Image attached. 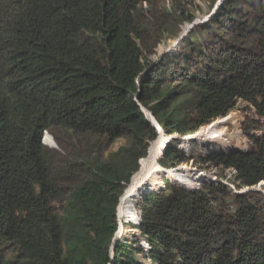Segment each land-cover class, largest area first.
Wrapping results in <instances>:
<instances>
[{
  "label": "trees",
  "instance_id": "obj_1",
  "mask_svg": "<svg viewBox=\"0 0 264 264\" xmlns=\"http://www.w3.org/2000/svg\"><path fill=\"white\" fill-rule=\"evenodd\" d=\"M218 2L0 0V264H264L255 136L230 158L167 144L154 165L193 161L214 181L148 186L123 223L140 236L115 241L158 139L143 110L164 137L216 129L202 150L225 154L246 149L227 117L240 102L264 119V0Z\"/></svg>",
  "mask_w": 264,
  "mask_h": 264
},
{
  "label": "rangeland",
  "instance_id": "obj_2",
  "mask_svg": "<svg viewBox=\"0 0 264 264\" xmlns=\"http://www.w3.org/2000/svg\"><path fill=\"white\" fill-rule=\"evenodd\" d=\"M201 19H203V17H201L199 20H201ZM188 27H189V25L187 26V28ZM174 42L175 41L171 42V47H167V49H165V47H161L160 48V52H164L166 50L171 49L173 46H175ZM230 116H233V118L235 119L236 123L234 125L230 124L229 125V130H231V131H239L241 133V135H242V138H243L242 141L247 143L246 149H243V150H248V152L253 150V152H254V149L256 148L255 146L257 145V142L254 139H251V136H255L256 140L258 142L259 141L262 142V140L264 139V119L256 114L255 109L251 105H249L247 103H243V102H240L238 104L237 108L234 111H232L227 117H230ZM227 117H225V118H227ZM206 127H204V128H206ZM204 128H202L199 132H201ZM203 133H206L209 136H211L210 133H213V132H209V131L203 130ZM218 138H219V141H221V136H220L219 133H218ZM190 141L186 142L184 144V147L181 144V147L184 148V149L187 148L190 152L192 150V152H191L192 154H188V156L191 159L197 160V159H200V158L217 157L218 155L222 154V153H220L218 151L217 152H214V151H212V152H204V150H202V149L205 148V145H206L207 142L214 143L215 141H217V139H215V137L213 139L206 140L202 144H198V146L196 145L197 142H195V141L192 142V140H190ZM223 155L225 156L226 154H223ZM212 171L213 170H210V171L205 170V169L202 170L200 164L194 163L192 161L190 164H183L181 166V171L179 173L182 176V178H181V179H183L182 181H184V182H182L183 185H187L188 186V181L189 180H194L193 179L194 177L197 178V181H195L197 186L194 189V190H197L198 187H201V186H199L200 184L198 185V180L199 179H202V180L208 179L209 177H211V175L209 173H211ZM214 174H215V177H216L215 180L219 181L221 177L218 176V172H215ZM200 175H202L201 178H200ZM206 175H207V178H205ZM217 176H218V178H217ZM179 178H180V176H179ZM175 179L178 180V178H176V177H175ZM153 180L156 181L157 179H155L153 177ZM211 180H213V179L211 178ZM173 181L175 182V180H173ZM177 182H180V181L178 180ZM185 182H186V184H185ZM219 182H221V180ZM195 183L194 182L193 183H189V185L190 186H194ZM263 184L261 186H257L256 188H254V190H257V191L262 190V191H264V185ZM158 185H159V188L157 186L155 188L154 187H152V188L156 189V190H161V189H164L166 187V185L164 186L163 181L159 182ZM152 190H150V191H152ZM190 190H192V189H190ZM150 191H148V192H150ZM136 203L134 205L135 207H133V209H134L133 213H135V214H133L131 217L125 218L123 221H119L121 226H120V229H119L117 235H118V237L120 239L128 238L129 240H132L135 236H140V232L137 229H133L134 232L125 231L123 229V223L129 224L131 221H136V220L138 221V212L137 211H139V210H138V207H137V211L135 209L136 208ZM128 228H130V227L128 226ZM141 243H143L141 245H145L144 241H142Z\"/></svg>",
  "mask_w": 264,
  "mask_h": 264
},
{
  "label": "bare ground",
  "instance_id": "obj_3",
  "mask_svg": "<svg viewBox=\"0 0 264 264\" xmlns=\"http://www.w3.org/2000/svg\"><path fill=\"white\" fill-rule=\"evenodd\" d=\"M227 128H223L222 131H225ZM203 130H206V131H209V132H213V133H210L211 136H209L208 134L206 133H203ZM201 132H199L197 135H193V136H189V137H186V138H180L179 140H185L186 142L192 140V142H197L196 144H202L203 142H205L206 140H209V139H213L215 137V139H217V141L215 142H220L219 141V138H218V131L216 129H203ZM215 133V134H214ZM213 134V135H212ZM221 136V135H220ZM51 139V137H49ZM52 140V139H51ZM169 140L168 137H164V134H163V131L162 129L160 130L159 129V135H158V139L157 141L154 143V149H153V153L152 155L149 157V159L147 160V166H146V170L145 172L143 173V175L138 178L137 180H135L125 191V194L123 195V197L121 198V201H120V205H119V213H118V216H119V220L120 221H123L125 218H128V217H131L134 212V209L133 207H135V203H136V199L137 197L143 192L146 190V188L148 186H152V187H158L159 188V185L158 183L161 182L162 180L157 176V170H159V166H155L154 165V162L158 159L159 155L161 154L163 148L166 146L167 144V141ZM53 142V140H52ZM191 142V141H190ZM54 143V142H53ZM220 150H224V149H220ZM181 168V167H180ZM179 167L175 170H173L172 172L171 171H168V176L172 179V180H177L175 179L178 178V180L181 182H177L176 183H179L180 185L184 186V187H187V188H195L197 185L195 183V181H197V178H195V181H194V186H190V185H183L182 181L183 179L182 176L180 175V169ZM197 171V170H196ZM187 172V171H186ZM185 172V173H186ZM190 173V172H189ZM187 174V173H186ZM234 175V174H233ZM232 175V177H233ZM180 176V178H179ZM202 175H200V178H201ZM207 176V175H206ZM153 177L155 179H157L156 181L153 180ZM192 177V176H191ZM209 177V176H208ZM227 177V176H226ZM226 177L222 176L220 178L221 179H226ZM231 177V178H232ZM207 178V177H205ZM211 178V177H209ZM230 178V179H231ZM186 179V178H185ZM229 179V181H230ZM160 180V181H159ZM205 180V179H204ZM204 180L202 179H199L198 180V185L201 184ZM221 182L224 183L223 180H221ZM231 182V181H230ZM186 184V182H185ZM225 184V183H224ZM234 185V184H233ZM200 186V185H199ZM162 187V186H161ZM230 187V186H229ZM235 187V185H234ZM231 188V187H230ZM232 189V188H231ZM233 190V189H232ZM235 190H236V187H235ZM248 189H242V191H247ZM150 191V190H149ZM133 218V217H132ZM131 218V219H132ZM140 218V215H139V212H138V220ZM137 221V220H136ZM131 222H135V221H131ZM124 229V228H123ZM118 236V235H117ZM145 247V246H144Z\"/></svg>",
  "mask_w": 264,
  "mask_h": 264
},
{
  "label": "water",
  "instance_id": "obj_4",
  "mask_svg": "<svg viewBox=\"0 0 264 264\" xmlns=\"http://www.w3.org/2000/svg\"><path fill=\"white\" fill-rule=\"evenodd\" d=\"M223 0H219V2H218V4H220L221 2H222ZM189 28H190V26L185 30V32L181 35V39L182 38H184V36H185V34L188 32V30H189ZM178 41L179 40H177V41H175L174 42V44L176 45L177 43H178ZM143 112L145 113V115H146V117H147V119L151 122V124H153V126L155 127V128H157V131H158V135H159V129L161 130V127L157 124V122L155 121V119L153 118V116L148 112V111H146V110H143ZM168 138H169V140L167 141V144H170L171 142H174V141H176V142H178L179 143V139L180 138H186V137H181V136H178V135H175V136H167ZM52 139V138H51ZM53 140V139H52ZM157 140H155V141H153L152 143H151V145H150V147L156 142ZM54 142V141H53ZM166 144V145H167ZM53 147H56V145H55V143H54V146ZM166 147V146H165ZM253 152V150H251V151H249L248 152V150H243V149H241V148H239V147H236V148H234V151L232 152V153H230V154H228V156H229V158L230 157H233L234 155H236V154H250V153H252ZM223 154H225V153H223ZM160 166V165H159ZM138 174V173H137ZM137 174H135L134 176H133V178L137 175ZM167 174H168V170L167 169H163L161 166H160V168H159V170H157V176L162 180L163 178H165L166 176H167ZM133 178H132V180H133ZM132 180H131V182H132ZM186 189H189L190 190V188H187V187H185ZM126 191V190H125ZM125 193V192H124ZM118 212H119V207H118ZM119 217V216H118ZM140 217H141V214H140ZM139 222H140V218H139ZM120 223V222H119ZM120 226H121V224H120ZM118 234V233H117ZM117 234H116V237H115V241L116 240H118V239H120L118 236H117Z\"/></svg>",
  "mask_w": 264,
  "mask_h": 264
},
{
  "label": "clouds",
  "instance_id": "obj_5",
  "mask_svg": "<svg viewBox=\"0 0 264 264\" xmlns=\"http://www.w3.org/2000/svg\"><path fill=\"white\" fill-rule=\"evenodd\" d=\"M185 30H186V29H185ZM196 134H197V133H196ZM196 134H195V135H196ZM47 136H49V135H47ZM192 136H193V135H192ZM49 137H50V136H49ZM187 137H189V136H187ZM54 143H55V142H54ZM55 145H56V144H55ZM222 154H223V153H222ZM226 155L228 156V154H226ZM182 165H183V164H182ZM182 165H180V166H178V167L180 168ZM178 167H177V168H178ZM177 168H176V169H177ZM180 169H181V168H180ZM173 170H175V169H170V170H168V171H171V172H172ZM180 171H181V170H180ZM167 177L169 178L168 175H167ZM206 177H207V176H206ZM169 179H170V178H169ZM208 179H211V178H208ZM163 180H164V178L162 179V181H163ZM170 180H171V179H170ZM172 181H173V180H172ZM173 182H174V181H173ZM174 183H176V181H175ZM222 183H223V182H222ZM263 183H264V182H262V183L259 184L258 186H261ZM163 184H164V186H165V183H164V182H163ZM177 184H179V183H177ZM201 184H202V183H201ZM201 184H200V186H201ZM263 185H264V184H263ZM199 188H200V187H198V189H199ZM255 188H256V187H255ZM190 189L194 190L195 188H190ZM198 189H197V190H198ZM249 190H250V189H249ZM252 190H254V188H253ZM241 192H245V191H242V190H241ZM142 244H143V243H142ZM143 247H144V246H143Z\"/></svg>",
  "mask_w": 264,
  "mask_h": 264
}]
</instances>
